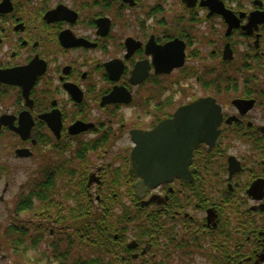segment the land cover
Masks as SVG:
<instances>
[{"label":"flooded vegetation","instance_id":"1","mask_svg":"<svg viewBox=\"0 0 264 264\" xmlns=\"http://www.w3.org/2000/svg\"><path fill=\"white\" fill-rule=\"evenodd\" d=\"M0 73V263L264 264V0H0ZM199 99L216 137L144 186Z\"/></svg>","mask_w":264,"mask_h":264},{"label":"water","instance_id":"2","mask_svg":"<svg viewBox=\"0 0 264 264\" xmlns=\"http://www.w3.org/2000/svg\"><path fill=\"white\" fill-rule=\"evenodd\" d=\"M9 76V73H0V81H9ZM219 121V110L213 101L199 99L179 109L173 119L161 123L154 131L136 134L130 173L142 176L144 186L170 179L169 170L174 173L176 164L190 161L198 143L214 140ZM180 156H183L181 162L177 160Z\"/></svg>","mask_w":264,"mask_h":264},{"label":"rangeland","instance_id":"3","mask_svg":"<svg viewBox=\"0 0 264 264\" xmlns=\"http://www.w3.org/2000/svg\"><path fill=\"white\" fill-rule=\"evenodd\" d=\"M174 1V0H172ZM177 1V0H176ZM171 2V1H169ZM38 160L35 162L34 160H23V161H16L13 165L17 168L16 171V185H23L26 182V177L28 175L33 174L32 170H34L35 165L37 164ZM27 167V168H26ZM29 168V169H28ZM36 176L34 177V179ZM6 258L2 260L0 264H24V258H22L19 254L17 256L12 255L8 251L5 253Z\"/></svg>","mask_w":264,"mask_h":264}]
</instances>
